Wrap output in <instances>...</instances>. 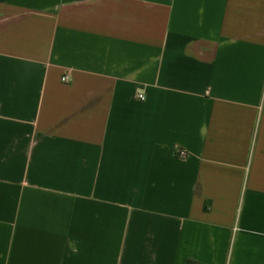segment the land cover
I'll return each instance as SVG.
<instances>
[{
  "label": "crops",
  "instance_id": "0c3cea01",
  "mask_svg": "<svg viewBox=\"0 0 264 264\" xmlns=\"http://www.w3.org/2000/svg\"><path fill=\"white\" fill-rule=\"evenodd\" d=\"M0 264H264V0H0Z\"/></svg>",
  "mask_w": 264,
  "mask_h": 264
},
{
  "label": "built area",
  "instance_id": "2783aa9c",
  "mask_svg": "<svg viewBox=\"0 0 264 264\" xmlns=\"http://www.w3.org/2000/svg\"><path fill=\"white\" fill-rule=\"evenodd\" d=\"M62 81H63L64 83H68V82L70 81L69 76H64V77L62 78ZM139 99H140V100H145V97H144L143 95H140V96H139Z\"/></svg>",
  "mask_w": 264,
  "mask_h": 264
}]
</instances>
